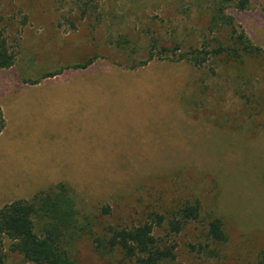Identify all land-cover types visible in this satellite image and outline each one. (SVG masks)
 Wrapping results in <instances>:
<instances>
[{
    "label": "rangeland",
    "instance_id": "374dc122",
    "mask_svg": "<svg viewBox=\"0 0 264 264\" xmlns=\"http://www.w3.org/2000/svg\"><path fill=\"white\" fill-rule=\"evenodd\" d=\"M211 8L206 0H0V30L16 53L14 65L0 69V100L40 98L24 97L30 102L16 119L4 115L0 208L62 183L80 223L90 221L97 232L197 201L199 218L173 236L174 264H259L264 0L229 10L238 29L262 48L259 56L237 62L200 54V66L162 58L213 46ZM154 42L158 58L132 68L147 59ZM89 59L88 67L74 68ZM107 71L130 78L109 81L102 75ZM80 72H94L86 81L109 82H74ZM46 96L60 100L43 101ZM215 217L228 236L218 255L190 251L189 244L206 242ZM3 242L4 264H33ZM74 244L78 264H115L95 252L89 237Z\"/></svg>",
    "mask_w": 264,
    "mask_h": 264
},
{
    "label": "trees",
    "instance_id": "16d2710c",
    "mask_svg": "<svg viewBox=\"0 0 264 264\" xmlns=\"http://www.w3.org/2000/svg\"><path fill=\"white\" fill-rule=\"evenodd\" d=\"M212 3L208 28L216 31L213 46L191 49L175 58L162 57L170 61H188L200 66L204 59L198 55L222 57L241 62L247 57H257L262 48L255 44L242 29H238L229 10H247L250 0H206ZM84 11L82 15H84ZM127 41L118 43L124 46ZM152 43L148 57L132 68L145 65L158 58ZM153 46V47H152ZM13 52L2 30H0V69L14 65ZM92 59L74 68L84 69ZM49 76V75H48ZM44 77H47L44 76ZM39 80L33 81L37 84ZM5 127L0 108V133ZM68 188L62 183L49 191L39 192L29 200L16 199L0 208V264L5 263L4 240L9 242L7 250L21 255L33 264H78L73 257L74 243L80 237H89L95 252L100 257L113 258L115 264H174L178 243L173 236L179 234L190 222L199 218V202L185 204L175 211L151 212L150 221L132 227H105L95 232L92 223L81 224L78 210ZM161 231V233L159 232ZM206 242L189 244L190 251L216 257L228 236L220 218H211L207 223ZM259 264H264V254Z\"/></svg>",
    "mask_w": 264,
    "mask_h": 264
},
{
    "label": "crops",
    "instance_id": "0c3cea01",
    "mask_svg": "<svg viewBox=\"0 0 264 264\" xmlns=\"http://www.w3.org/2000/svg\"><path fill=\"white\" fill-rule=\"evenodd\" d=\"M93 73L94 72H90V73H86V72L81 73L80 72L77 74V78H76L77 81H74V82H83L84 85L87 84L88 86H91V85L99 84L102 81H106V80H103L101 78L100 79H89V81H86L85 78H87V76H95ZM102 75H103L104 79H110L109 81H112L114 79H117V81H125L128 78H130V76H128V73H124V72L123 73H121V72L115 73L112 71H107V72H104ZM131 76H134V74L132 73ZM109 81H106V82H109ZM95 82H96V84H92ZM70 83H72V82H67L64 84V86L70 85ZM24 97L30 98V99H32V101H39V99H40L39 97H33V95L32 96H18V95H14V94L6 95V96L2 97V99L0 100V108L3 112V117H4L5 113L9 114L10 112H12L11 113V119L18 118L19 113H17V112L20 109V106L25 104V102H30V101H25L23 99ZM56 97H58V96H55V97L54 96H52V97L46 96V97L42 98V100L43 101H50L52 99H59L60 100V98H56ZM4 121H5V119H4ZM1 133H0V139H1V137L4 136V134L3 133L1 134Z\"/></svg>",
    "mask_w": 264,
    "mask_h": 264
}]
</instances>
